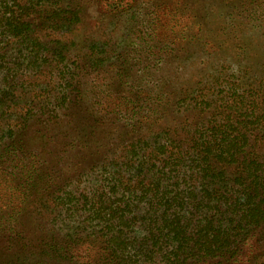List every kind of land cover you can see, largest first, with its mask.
<instances>
[{"label":"rangeland","instance_id":"obj_1","mask_svg":"<svg viewBox=\"0 0 264 264\" xmlns=\"http://www.w3.org/2000/svg\"><path fill=\"white\" fill-rule=\"evenodd\" d=\"M67 3L62 20L28 17L34 39L56 48L45 64L14 69L7 83L0 75L8 92L0 105V264H97L98 244L62 251L63 224L88 216H71V198H95L105 171L134 159L133 142L152 143L167 129L174 140L191 136L211 114L229 112L235 84L242 93L264 79V0ZM2 40L0 55L16 57ZM204 86L211 107L202 110ZM251 147L263 153L264 144ZM85 224L74 240L86 237ZM252 249L254 240L241 264L254 263Z\"/></svg>","mask_w":264,"mask_h":264},{"label":"trees","instance_id":"obj_2","mask_svg":"<svg viewBox=\"0 0 264 264\" xmlns=\"http://www.w3.org/2000/svg\"><path fill=\"white\" fill-rule=\"evenodd\" d=\"M61 2L0 0V38L16 56L0 55L6 83L8 72L42 67L45 55L56 49L34 39L36 24L28 17L62 20L68 3L63 7ZM63 68L68 74V65ZM258 85L240 93L235 84L229 112L215 113L222 118L211 114L191 136L174 140L170 135L176 132L167 129L153 144L146 139L130 144L134 159L112 173L106 170L95 198H71V216L77 211L88 216L78 225L63 224L64 235L59 229V240L68 248L62 251H72L70 242L98 244L104 254L97 264H241L244 247L254 240L257 252L252 249L250 262L264 264V249L258 246H264V149L258 154L251 147L264 144V79ZM4 88L0 105L8 96ZM209 93L210 88L198 96L202 110L211 107ZM150 145L155 148L145 154ZM83 223L86 237L74 240L72 234Z\"/></svg>","mask_w":264,"mask_h":264}]
</instances>
